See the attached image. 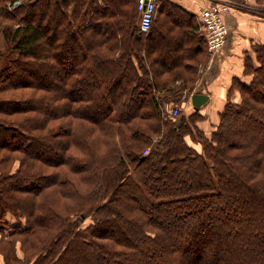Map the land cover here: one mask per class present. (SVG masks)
<instances>
[{
    "label": "trees",
    "instance_id": "trees-1",
    "mask_svg": "<svg viewBox=\"0 0 264 264\" xmlns=\"http://www.w3.org/2000/svg\"><path fill=\"white\" fill-rule=\"evenodd\" d=\"M103 1L109 5L21 0L11 8L15 0H0V32L18 52L0 69V93L33 91L0 98V175L6 178L0 182L6 197L0 199V231L30 239V255L46 264H123L119 257L154 264L151 258L165 248L182 251L189 264H204L212 247L210 264L224 255L221 264H231L229 257L264 264V43L253 47L244 68L251 78L233 81L208 135L204 113L192 109L171 119L156 95L170 89L168 100L176 104L181 90L192 89L194 82L172 86L178 72L155 76L182 63L178 50H187V36L175 37L159 59L147 61L155 53L154 25L147 36L138 34L137 24L131 33L127 5L135 15V0ZM243 10L264 18V5ZM42 28L53 29L50 41ZM236 90L239 100L231 96ZM98 129L105 133L94 146L84 142ZM188 135L203 143L202 152ZM11 153H23L38 172L7 170L2 163ZM129 157L140 165L137 178L130 177ZM41 165L54 168L48 182L39 175ZM75 171L82 176L70 178ZM179 172L169 184V173ZM44 193L57 198L45 202ZM184 214V224L192 223L183 237L174 224ZM222 234L232 245L210 246L211 236Z\"/></svg>",
    "mask_w": 264,
    "mask_h": 264
},
{
    "label": "crops",
    "instance_id": "crops-1",
    "mask_svg": "<svg viewBox=\"0 0 264 264\" xmlns=\"http://www.w3.org/2000/svg\"><path fill=\"white\" fill-rule=\"evenodd\" d=\"M99 1L102 5H109L103 0ZM202 1L161 0L159 12L155 18L153 35L155 40H167V43L163 44L162 47L158 43L159 53L158 51L157 53L159 56L162 55L161 49L170 48V41L175 37L187 36L185 45L187 50L184 49L180 52L184 60L170 72V75L176 72L181 74L172 86L182 88L186 83L190 86L191 80L196 79L192 89L185 87L180 91L181 97L178 103L187 104V107L192 110L195 109L191 101L192 95L195 92L207 94L209 96L208 102L199 108L203 113L217 103H219V111L224 108L234 79L248 80V76H245L243 72L244 61L247 56L253 55L255 44L264 43V21H262L263 17L261 18L254 13L233 9L226 17L230 28L228 40L222 49L212 56L205 38L198 31L197 13ZM238 94L236 90L233 93V99H235L234 95L238 97ZM156 95L158 99H161V103H166L169 106L172 104L168 100L174 96L170 89L158 90ZM207 115L206 113V118Z\"/></svg>",
    "mask_w": 264,
    "mask_h": 264
},
{
    "label": "rangeland",
    "instance_id": "rangeland-1",
    "mask_svg": "<svg viewBox=\"0 0 264 264\" xmlns=\"http://www.w3.org/2000/svg\"><path fill=\"white\" fill-rule=\"evenodd\" d=\"M222 1H224V2H228L229 3V5L233 8V9H240V10H242V11H245V10H243V9H248V7H250V8H258V7H262L263 5H264V1L263 2H261V1H259V0H222ZM131 5V4H130ZM130 5H127V9H128V12H129V17H130V21H131V25L130 26H132V27H129V32H131L132 33V30H133V26L136 24V22H137V20H138V13H137V0H136V2H135V4L133 5V6H135V9H136V12H135V15H133V13L131 12V10H132V7L130 6ZM134 16V17H133ZM262 18V17H261ZM263 19V20H262ZM261 20L262 21H264V18H262ZM108 20H111V21H113L112 19H108ZM2 21H3V23H6V21L4 20V19H2ZM5 21V22H4ZM8 23V22H7ZM6 23V24H7ZM5 24V25H6ZM112 25L114 26V24L112 23L111 25H110V27H109V31H108V37L107 38H110V35H112V32H113V30H114V28L112 27ZM4 26V25H3ZM42 30V32H44V36L50 41V37H51V35H50V33H52V31H53V29H50V30H47V31H45L44 30V28H42L41 29ZM111 32V33H110ZM164 32V31H163ZM105 33V32H104ZM110 34V35H109ZM152 44L153 45H155L156 47V51H155V53H152V52H150L149 53V57H148V60L147 61H156L157 59H159V51H158V48H157V46H158V43L160 44V47H162V45L163 44H166L167 43V40H155V36L153 35V37H152ZM262 43V42H261ZM134 45V44H133ZM146 45V44H145ZM146 47H147V45H146ZM159 47V48H160ZM164 47H167V45H164ZM139 48L141 49L142 48V46H139ZM176 50H178V48L176 49ZM157 51H158V53H157ZM178 52H182V50L181 49H179L178 50ZM118 54L120 53V50L117 52ZM110 54H113V53H110ZM121 54V53H120ZM17 55H18V52H15L13 49H12V45H11V43L8 41V40H6L5 39V36L3 35V33H1L0 32V69H2V68H4V67H6L7 65H9V63H8V61H9V59L11 58V57H17ZM247 60H248V56L246 57V59H245V61H244V66H243V72H244V68H245V63L247 62ZM136 61H138V59L136 58ZM149 64H150V62H149ZM154 64V63H153ZM164 68V67H163ZM170 71H171V69H170ZM170 71L165 75L166 77H168L169 75H170ZM155 76H156V78L158 79V80H162V79H164L165 78V76H158V74L156 75L155 74ZM251 77H247V79L249 80ZM54 80H56V78L55 79H53V81ZM172 80V78H170L169 79V81H171ZM196 79H193L192 80V82H194ZM235 80V79H234ZM233 80V81H234ZM52 81V80H51ZM172 82V81H171ZM170 83V82H169ZM235 82H233V84H234ZM172 87V86H171ZM21 91H19V92H17V91H12V93H0V98L1 97H12V96H14V95H20L23 91H24V93L26 94V96L28 95V94H31V92L33 93V91H32V89H29V88H25V89H20ZM16 92V93H15ZM42 92V91H41ZM44 92V91H43ZM237 92L239 93L238 95V97L237 96H235L234 95V98L235 99H238L239 100V97H240V92H239V90H237ZM36 94H40L39 93V91L38 92H35ZM49 96H52L51 94H49ZM231 96H233V95H231ZM3 97V98H4ZM25 97V96H24ZM164 106V109H165V112H164V114H169V112H170V110L172 109V106L173 107H179L180 108V110H181V113L182 112H184V114H188L189 112H190V110L191 109H189V107H187V104L185 105H183V103L181 102V103H172L170 106L169 105H167L166 103H163V105H162V107ZM218 112H220L219 111V103H217V104H214V107H212V108H210L208 111L206 110V111H204L203 113L204 114H208L207 116V118H205V119H203L202 121H201V125H203V127L206 129V131L209 133L208 135H210V131L211 130H213V128H214V124L215 123H218V121H219V114H218ZM26 116H29V115H31V116H35L36 115V113H32V112H28V113H26L25 114ZM62 120H66V119H62ZM165 122V121H164ZM83 123H85L84 121H83ZM166 123V122H165ZM260 130V129H259ZM84 132H85V130H84ZM163 132V131H162ZM160 133V134H158V135H155L156 137H155V143L159 140V139H162V137H164V132L163 133ZM101 133H105V132H103L102 131V129H98L96 132L93 130V134L90 136V138H89V136H88V138H86L87 139V141H85L84 140V142H88V143H91V145L92 146H94V144H95V139L97 138L96 136L97 135H100ZM84 135V134H83ZM85 136V135H84ZM116 140H119V137L116 139ZM187 141H189L188 143H190L196 150H198L199 152H202L203 151V143L199 140V141H195V140H191L190 139V135H188L187 136ZM107 146V145H106ZM106 148H109V146H107ZM93 150H94V148H93ZM141 150H143V149H141ZM146 151V150H145ZM144 151V152H145ZM149 151V150H148ZM147 151V152H148ZM2 154V153H1ZM137 154V153H136ZM6 155V154H5ZM10 156H12V159H10L9 161H8V159L6 160V162L5 163H2V165H7L6 167H7V170H9L10 169V171L11 172H15L16 170H30V171H32V172H38V171H35L34 169H33V164L30 162V161H27V162H25V160H23L24 159V154L23 153H11L10 154ZM139 163H138V161L137 160H134V159H132V157H129V159H128V164H127V166L128 167H130L129 168V170H130V177L131 178H133L132 177V175H135V177L134 178H137V169L140 167V165H138ZM186 164V163H185ZM1 165V164H0ZM153 166L155 167V163H153ZM29 168V169H28ZM58 169V168H57ZM34 170V171H33ZM53 170H54V168L53 167H51L50 165L48 166V165H46V169H44L43 167H42V165H41V169H40V171H41V173H39V175L40 176H42L43 175V177H46V178H44L43 179V181L46 179V181L48 182V180L50 179V178H52L53 176H51V174H52V172H53ZM44 172H46V173H44ZM44 174H45V176H44ZM46 174H48V175H46ZM80 174H83L81 171H80V173H78L77 174V171H75V172H73L72 174H69V176H70V178H79V176L81 177L82 175H80ZM180 174V172L179 173H173V174H170L169 173V175H168V183L169 184H172L173 185V183H175V181H178L180 178H178L177 176ZM150 178H152V177H150ZM39 179V178H38ZM42 179V178H41ZM6 180V178H4L3 177V175H0V182H4ZM13 180L15 181L16 179H10L9 180V178H8V180L7 181H10V183H12L13 182ZM5 183V182H4ZM170 186V185H169ZM183 187H185V186H182L181 187V189L179 190V192H181V191H184V188ZM51 189H54V186H50V187H48L47 188V190L46 191H49V193H50V195H51V193L53 192V190H51ZM170 192H173V191H170ZM167 194H169V195H171V193H167ZM3 196V199H4V195H2ZM1 195H0V199H1V197H2ZM55 198H57V196H55L54 194L52 195V196H50V198H49V194L47 195V194H43L42 195V198L41 199H44L45 200V202H50L52 199L53 200H55ZM4 201H6V197H5V199H4ZM193 213L195 214V215H197V214H199V212L197 211V210H195V211H193ZM173 214H176V212H173ZM186 214H188V213H186ZM188 217H190V216H188ZM188 218H187V215L185 216V214H184V219H183V221L182 222H178V223H176V224H174V226H176V227H181L182 228V235H183V237H184V235H185V233L183 232V229L185 230H187V226L189 225V224H191L192 222L190 221V223L189 224H184V220H186V222L188 221L187 220ZM223 236V237H222ZM222 236L221 235H213V236H211V238H210V241L212 242V244H214V245H210V246H215L216 244H218L219 243V241L220 242H223V244L225 245V246H231L232 245V242L231 241H229V237H228V235H223L222 234ZM226 237V238H225ZM182 240V239H181ZM180 241V240H179ZM121 243H122V241H121ZM31 246H32V241L30 240V239H26V238H24V237H17V238H11V237H5L4 236V233L2 232V231H0V264H42V263H44V264H46V262H47V260H45V259H42V260H40L41 258H38L37 260H36V256H34V255H30V251H31ZM175 247H177V249H179L180 247L177 245V246H175ZM179 247V248H178ZM117 248H119V246L117 245ZM35 250V248H34V246L32 247V250ZM91 249H94V250H96V251H98L97 250V248H95V245H94V247L92 246L91 247ZM174 250H176V248L175 249H168V248H165L164 249V253L162 254V255H156V257H152L151 258V260H154V264H159V263H164V264H174V261H173V259L174 260H181L180 262H177V263H175V264H189V260H188V258H186V256H185V258L182 256V251H174ZM208 253H209V255L211 256V252L212 253H215L216 252V247H212L211 249H208V251H207ZM206 252V255L208 254ZM32 253H33V251H32ZM210 256H209V258L208 257H206L205 258V262L206 263H204V264H210L209 262L213 259V258H211V260H210ZM213 256V255H212ZM228 257V255L225 257V255L224 256H217V259H216V263L215 264H217V262H219V261H222L224 258H227ZM115 257H113V258H111L112 260H114L115 261V259H114ZM120 258V260H123L122 262H123V264H128L127 262H129V261H125L124 260V258L125 257H119ZM182 258L183 259H185V260H183L182 261ZM230 259L228 260V262L229 263H231V264H238V259L236 258V259H234V258H231V257H229ZM108 260V259H107ZM172 260V261H171ZM43 261V262H42ZM109 261V260H108ZM107 261V262H108ZM109 263V262H108ZM220 264L222 263V262H219ZM200 264H202V263H200Z\"/></svg>",
    "mask_w": 264,
    "mask_h": 264
},
{
    "label": "built area",
    "instance_id": "built-area-1",
    "mask_svg": "<svg viewBox=\"0 0 264 264\" xmlns=\"http://www.w3.org/2000/svg\"><path fill=\"white\" fill-rule=\"evenodd\" d=\"M21 3V0H15L10 4L11 8H16ZM161 0H137V27L138 34L148 35L157 18ZM197 17L199 19L198 31L206 40V45L213 56L218 53L226 44L230 33V28L227 22L233 8L228 2L222 0H203L198 7ZM168 116L171 119L178 120L181 116L179 107H172ZM147 154V151H145Z\"/></svg>",
    "mask_w": 264,
    "mask_h": 264
},
{
    "label": "water",
    "instance_id": "water-1",
    "mask_svg": "<svg viewBox=\"0 0 264 264\" xmlns=\"http://www.w3.org/2000/svg\"><path fill=\"white\" fill-rule=\"evenodd\" d=\"M209 100V96L207 94L201 93V92H195L192 95V102L196 110H199V108L207 103Z\"/></svg>",
    "mask_w": 264,
    "mask_h": 264
}]
</instances>
